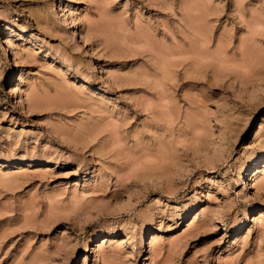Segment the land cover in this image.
<instances>
[{
    "label": "rangeland",
    "instance_id": "obj_1",
    "mask_svg": "<svg viewBox=\"0 0 264 264\" xmlns=\"http://www.w3.org/2000/svg\"><path fill=\"white\" fill-rule=\"evenodd\" d=\"M261 168L264 0H0V264H264Z\"/></svg>",
    "mask_w": 264,
    "mask_h": 264
},
{
    "label": "bare ground",
    "instance_id": "obj_2",
    "mask_svg": "<svg viewBox=\"0 0 264 264\" xmlns=\"http://www.w3.org/2000/svg\"><path fill=\"white\" fill-rule=\"evenodd\" d=\"M66 9V8H65ZM66 11H70V9H68V10H66ZM65 15V14H64ZM63 15V16H64ZM67 15V14H66ZM67 18V17H66ZM78 19V18H77ZM77 19H75L74 20V23H76L77 22ZM75 27V26H74ZM4 40V39H3ZM4 48V47H3ZM100 68V67H99ZM261 154L262 153H260L258 156H261ZM257 156V155H256ZM253 162V161H252ZM257 162H258V160H257ZM257 170V169H256ZM261 172L263 173L264 172V169H263V171H262V168L261 169H259V170H257V172L253 175V180L255 181L256 179H258L259 178V176H260V174H261ZM260 187H264V181L260 184ZM187 206H189V204L186 202L185 203V205L184 206H181L182 207V210L183 209H185V207H187ZM247 213H245V215L242 217V218H240V221L241 222H243V221H245V218L247 217V215H246ZM126 238V237H125ZM124 238V239H125ZM130 240V239H129ZM120 241V240H119ZM125 242V241H124ZM123 243H121V245H122ZM125 244V243H124Z\"/></svg>",
    "mask_w": 264,
    "mask_h": 264
}]
</instances>
